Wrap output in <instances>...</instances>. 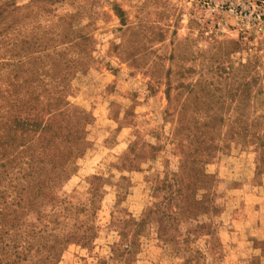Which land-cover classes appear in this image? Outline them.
<instances>
[{"label":"rangeland","instance_id":"1","mask_svg":"<svg viewBox=\"0 0 264 264\" xmlns=\"http://www.w3.org/2000/svg\"><path fill=\"white\" fill-rule=\"evenodd\" d=\"M230 3L264 15V0H0V189L98 216L35 233L22 264L40 242L49 264H264V16L212 11Z\"/></svg>","mask_w":264,"mask_h":264},{"label":"trees","instance_id":"2","mask_svg":"<svg viewBox=\"0 0 264 264\" xmlns=\"http://www.w3.org/2000/svg\"><path fill=\"white\" fill-rule=\"evenodd\" d=\"M74 166L76 164L73 160L54 163L55 169L65 174L67 170L74 168ZM57 179H59V175ZM103 185L110 186L111 184L104 180ZM31 192L32 190L26 191L22 189L20 195L11 201L10 197L6 196L7 192L0 189V264L30 262V250L32 248L24 247L25 245H29L31 239L37 237L35 233L39 237L45 236V238L55 240L66 231L72 221L75 224H89L93 222L92 219H95V221L98 219V216L93 218L82 216V212L68 213L69 210L74 209V204L76 203L65 194L59 200L51 199L47 202L46 199L42 200L41 198L38 201L35 198L29 197L28 195ZM49 205H52L53 208L54 214L52 215L47 214L45 210ZM78 206L81 205L78 204ZM33 213L37 215V227L33 223V220L30 219V215ZM23 227L30 228L32 232L27 233L22 229ZM19 242L21 245H19ZM8 249H11L12 253H8ZM36 251L38 252L34 256L36 264H49L57 258L59 249L56 246L45 245L40 242L36 247Z\"/></svg>","mask_w":264,"mask_h":264},{"label":"built area","instance_id":"3","mask_svg":"<svg viewBox=\"0 0 264 264\" xmlns=\"http://www.w3.org/2000/svg\"><path fill=\"white\" fill-rule=\"evenodd\" d=\"M213 12H223L226 13L232 17H234L236 20H238L239 22H244V20L246 19V17H248V15H255L256 17V21L260 22L263 19V14H253L252 11H250V9L246 6V5H242V4H234V3H230V4H223V5H217L214 8H212Z\"/></svg>","mask_w":264,"mask_h":264}]
</instances>
